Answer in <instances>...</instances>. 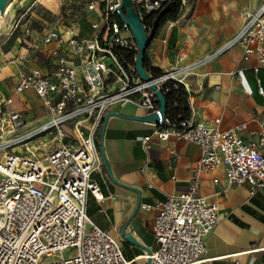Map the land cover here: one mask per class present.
Returning <instances> with one entry per match:
<instances>
[{
  "label": "built area",
  "instance_id": "obj_1",
  "mask_svg": "<svg viewBox=\"0 0 264 264\" xmlns=\"http://www.w3.org/2000/svg\"><path fill=\"white\" fill-rule=\"evenodd\" d=\"M131 1L143 25L169 4V0ZM121 5V0L89 3L87 12L97 14V20L90 24V37L81 36L74 25L42 28L32 48L47 52L53 61L51 69L20 72L17 76L15 93L33 91L43 102L48 121L28 130L20 113L10 111L1 119L0 264H136L148 259L145 252L140 257H127L116 241L86 215L88 195L97 202L105 200L92 179L102 168L98 142L106 114L126 105L148 115L158 113L156 92L163 93L170 81L186 90L185 77L180 75L187 68L159 75L147 71L150 79L142 81L135 67L137 45L117 14ZM186 7L187 0H181L179 17ZM234 46L241 48L244 62L255 58L253 73L264 77V2L256 12L243 15L241 29L221 51ZM124 53L133 54L132 62L123 61ZM258 84L259 94L264 95L260 80ZM6 123L10 131L5 130ZM23 129L21 136L4 140L7 133ZM68 130L70 139L65 138ZM246 130L245 123L219 130L195 122L192 116L179 122L165 116L151 135L140 139L145 149L153 137L162 142L173 138L196 145L200 153L191 169L188 191L168 196L157 207L150 264L210 261L204 256V242L219 223L218 194L213 200L196 195L201 173L223 168L226 190L246 188L253 195L264 189V115L249 137L244 136ZM42 137L50 138L54 145L36 157L27 143ZM16 148L31 155L15 154ZM213 183L218 180L213 179ZM140 207L144 211L152 208ZM69 250L73 253L64 256Z\"/></svg>",
  "mask_w": 264,
  "mask_h": 264
},
{
  "label": "crops",
  "instance_id": "obj_2",
  "mask_svg": "<svg viewBox=\"0 0 264 264\" xmlns=\"http://www.w3.org/2000/svg\"><path fill=\"white\" fill-rule=\"evenodd\" d=\"M263 2L192 0L184 15L157 30L146 51L151 68L159 73L187 68L180 77H185L190 116L195 122L219 130L245 123V137L258 129L264 115V95L258 92V80L264 90V77L253 73L255 58L242 60L240 47L221 50L241 29L243 15L256 12ZM39 39L40 32L24 41L22 47L0 49V122L10 111L22 114L11 107L16 99L24 102L28 93L35 95L31 90L15 93L18 74L51 69L53 61L47 52L32 48ZM42 109L39 115L31 108L26 116L22 114L26 129L47 123L43 102ZM113 112L124 118L107 120L98 142L102 168L92 175L105 200L97 202L88 195L86 215L116 241L127 257L136 258L143 256L144 251L121 236L122 227L128 224L125 233L154 250L152 225L157 207L168 196L188 191L191 169L200 153L196 145L173 138L162 142L153 137L145 149L140 139L151 135L156 126L129 118H145L148 113L133 105L114 108ZM199 179L197 196L213 200L218 194L219 223L204 242L208 264H264V189L253 195L246 188L226 190L223 168L201 173ZM213 179L218 183L214 184ZM141 205L152 208L144 211Z\"/></svg>",
  "mask_w": 264,
  "mask_h": 264
},
{
  "label": "rangeland",
  "instance_id": "obj_3",
  "mask_svg": "<svg viewBox=\"0 0 264 264\" xmlns=\"http://www.w3.org/2000/svg\"><path fill=\"white\" fill-rule=\"evenodd\" d=\"M96 2L98 0H11L7 16L0 20V49L2 50V46L5 49L22 47L25 45L24 41H28L31 36L35 37L44 27L63 29L74 25L75 30L79 31L81 36L90 37L92 34L90 24L91 21L97 20V14L88 13L87 6L89 3L96 5ZM191 2L192 0H187V3ZM24 102L16 99L11 107L25 114L24 116L29 113V108L36 115L42 113V102L34 94L28 93ZM1 111L4 112L3 109ZM5 127L6 131H10L7 123ZM24 130L12 135L7 133L4 140L21 136ZM71 137L72 134L68 130L65 138L70 139ZM53 145L54 142L48 137H42L40 140H33L27 143V147L36 157H40L42 153H45ZM38 146L39 148L35 149ZM13 152L23 156L31 155L30 152L25 151L23 148H16ZM72 253L73 250H69L64 252L63 255L68 256ZM136 264L146 263L142 260Z\"/></svg>",
  "mask_w": 264,
  "mask_h": 264
},
{
  "label": "water",
  "instance_id": "obj_4",
  "mask_svg": "<svg viewBox=\"0 0 264 264\" xmlns=\"http://www.w3.org/2000/svg\"><path fill=\"white\" fill-rule=\"evenodd\" d=\"M10 2L11 0H0V20L4 19L7 16L6 8L10 4ZM121 3H122L121 8L118 10V13H117L118 17L121 20V22L125 23L128 26L134 38V41L137 45V48H138V52H137V56L135 60V67H136L137 74L142 81L148 82L150 78H149L148 72L146 71L143 65L144 57L146 55V51L151 41L156 36V32L159 29V23L158 21H155L152 28L149 31H147L144 28V25L140 17L138 16L136 10L133 8L132 1L131 0H121ZM168 8H169V4L160 13L157 14L158 17L163 16L166 13ZM152 90L155 91V87H152ZM156 97L159 103L158 113L148 115L145 118L133 117L129 119L133 121H138V122L151 123V124H154L155 126L159 125L166 116L167 105H166L165 98L160 91L156 92ZM109 117L124 118L123 116L115 112H110L106 114L103 120L102 128H101V136H103L104 129H105V126H106V123ZM102 150L103 149L101 148V151ZM103 164L106 165L104 160H103ZM127 226L128 224H125L122 227L120 231L121 236L129 244L144 251L148 256L146 264H150L149 256L151 255V250L141 245L137 241H135L131 235L126 234L125 230Z\"/></svg>",
  "mask_w": 264,
  "mask_h": 264
},
{
  "label": "trees",
  "instance_id": "obj_5",
  "mask_svg": "<svg viewBox=\"0 0 264 264\" xmlns=\"http://www.w3.org/2000/svg\"><path fill=\"white\" fill-rule=\"evenodd\" d=\"M181 6V0H169V8L166 13L158 17V15H153L149 17L145 22L144 26L146 28H152L155 21H158L159 28L163 26L166 22H174L179 17V10ZM123 61L132 62L133 54L132 53H124L122 56ZM144 68L148 72H152L155 75H159L161 73L155 71L151 68V63L145 55L144 57ZM163 96L166 101V116L171 120V122H179L180 120H185L190 117V107L188 102V94L185 88L178 84L177 82L170 81L163 91Z\"/></svg>",
  "mask_w": 264,
  "mask_h": 264
},
{
  "label": "bare ground",
  "instance_id": "obj_6",
  "mask_svg": "<svg viewBox=\"0 0 264 264\" xmlns=\"http://www.w3.org/2000/svg\"><path fill=\"white\" fill-rule=\"evenodd\" d=\"M9 9H10V5H8L7 8H6V12H7V13H8V11H9Z\"/></svg>",
  "mask_w": 264,
  "mask_h": 264
}]
</instances>
